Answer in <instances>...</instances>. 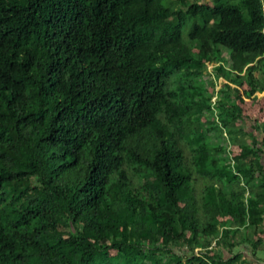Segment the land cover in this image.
<instances>
[{"label": "trees", "instance_id": "obj_1", "mask_svg": "<svg viewBox=\"0 0 264 264\" xmlns=\"http://www.w3.org/2000/svg\"><path fill=\"white\" fill-rule=\"evenodd\" d=\"M239 88L264 0H0V264H233L264 224Z\"/></svg>", "mask_w": 264, "mask_h": 264}, {"label": "rangeland", "instance_id": "obj_2", "mask_svg": "<svg viewBox=\"0 0 264 264\" xmlns=\"http://www.w3.org/2000/svg\"><path fill=\"white\" fill-rule=\"evenodd\" d=\"M212 64H209V68H211ZM213 82L215 84V89L213 88L212 85L210 86H205V84L207 83V80H201L200 81V85L202 88L198 87L200 92H201V96L202 97H207L208 94L209 95H212L215 93V91H217L223 84H224V79L220 76L218 78H215L213 79ZM198 82H195V85H197ZM197 89V87L195 88ZM208 93V94H207ZM239 95L240 96H243V88H239V91H238ZM258 96L257 98L254 97V99L250 98V97H244L243 96V99H244V104H243V110H242V113L244 115H247L249 116L250 118L248 119L247 123H246V127L247 128H252V124H254V120L255 122H258L259 124L262 123L263 121V117H264V91L262 93H256ZM216 98L213 97L211 99V101H215ZM250 111V113H247V111ZM214 130H217L218 132V138L219 140H221V143L224 144V145H227V147L229 146V149L232 153H230L232 156L234 153H237L239 148L236 147L235 143L233 142H229V140H226V133L223 132V136L220 135V129H219V126L217 123L214 124ZM244 130H247L246 128H244ZM256 133V132H255ZM225 147V146H224ZM225 150L226 147H225ZM262 160L264 161V155L262 156Z\"/></svg>", "mask_w": 264, "mask_h": 264}, {"label": "crops", "instance_id": "obj_3", "mask_svg": "<svg viewBox=\"0 0 264 264\" xmlns=\"http://www.w3.org/2000/svg\"><path fill=\"white\" fill-rule=\"evenodd\" d=\"M242 229L243 227L240 228L241 231ZM239 235L240 234L237 236V242H231V247H219L223 258L233 259L235 254H239V256L234 259L233 264H264V224L258 228H253L252 231H249L244 236L242 233V237ZM245 238L248 239L245 240ZM258 239L260 242H257L254 246L253 242Z\"/></svg>", "mask_w": 264, "mask_h": 264}, {"label": "built area", "instance_id": "obj_4", "mask_svg": "<svg viewBox=\"0 0 264 264\" xmlns=\"http://www.w3.org/2000/svg\"><path fill=\"white\" fill-rule=\"evenodd\" d=\"M214 246H215V240L211 243V246L209 248L212 249Z\"/></svg>", "mask_w": 264, "mask_h": 264}, {"label": "clouds", "instance_id": "obj_5", "mask_svg": "<svg viewBox=\"0 0 264 264\" xmlns=\"http://www.w3.org/2000/svg\"><path fill=\"white\" fill-rule=\"evenodd\" d=\"M256 93H260V92H256ZM256 93H255V97L257 98L258 95H257ZM261 93H262V92H261ZM215 242H216V241H215Z\"/></svg>", "mask_w": 264, "mask_h": 264}]
</instances>
